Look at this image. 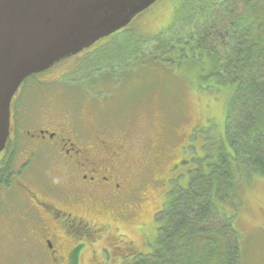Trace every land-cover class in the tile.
<instances>
[{
    "label": "rangeland",
    "instance_id": "374dc122",
    "mask_svg": "<svg viewBox=\"0 0 264 264\" xmlns=\"http://www.w3.org/2000/svg\"><path fill=\"white\" fill-rule=\"evenodd\" d=\"M187 1L189 0H159L147 11L136 17L128 26L127 31L120 36V40H128V38H132L131 36L136 40L132 41L134 55L128 56V60L124 63L114 65L113 68H100L99 63L95 65L94 72V68L86 64V57L96 58L98 52L93 51L100 50L104 44L102 41L100 45L85 50L78 57L69 59L51 70L43 72L36 79L43 86L39 85V89L37 84L29 82L26 84L28 86L25 89L24 96L26 97H18L22 103L23 100L24 103H29L32 102V97L37 94L36 89L44 90L45 93L49 92V95L37 94L39 95L37 96L39 107L37 108L36 103L32 102L34 105L31 107L33 108L32 112L36 110L39 112L38 115H43L44 112L50 115L51 120L59 119L58 116L62 115L63 112L57 111L58 108L56 110L50 108L48 106V99H50L49 105L50 103L53 105L55 102L56 107L59 105L62 109L64 108L66 113L79 114L81 113L79 110L88 112V115L84 113V120L87 121L89 115L95 113L100 116L102 121H106L104 123L106 129L115 132L113 134H116L117 137L113 138H118V142H121L124 141L126 126L119 122L121 120L119 111L127 108L121 105L120 97L123 96L118 94H127L124 89L121 91L126 74L132 71L139 76L137 81L138 92L135 95L125 94L127 100L130 98L129 101L133 105H128V108H133L132 110L128 109L127 112L134 127L130 128V133H126L131 134V138L135 137V140L146 146L147 153L153 152V149L157 150V147L150 144L157 137L158 140L162 141L159 146L164 155L155 165V178L159 179L155 188L150 185L149 189L143 192V208L137 220H133L130 224L121 225L122 232L120 233L128 236L125 240L134 241L135 244L129 243L130 245L123 251L119 250V253L137 255L140 252L142 254L150 252L146 248L145 243L147 244V242L144 234L148 236V241L151 243L150 248L157 235V227L155 230L153 220L154 215L162 208L167 197L165 194L173 186V183L169 182L170 180H174V177L180 174L182 176L188 174V170L207 171L211 168L213 161L216 162L215 157L217 155L232 152L228 144L226 145L230 140V137L227 136L226 123L229 104L235 91L233 86L219 82L218 76L215 75L214 64L208 59L196 60L194 58L191 60L184 58L185 60H182L178 65L179 67H177V62L167 64L169 70L159 65L158 61L155 60L163 55L161 52L163 44L155 38L158 34L168 31L174 21L181 17L184 12L182 7ZM196 1L201 4V8L209 7L210 2H215V0ZM255 5L256 11L264 12V0H257ZM179 6H181L180 9ZM196 6L193 7L192 12L197 11ZM189 7L192 8V6ZM239 9L242 12L243 6ZM261 16V25L259 22L258 31L263 32L264 13ZM256 21H252V27L256 25ZM178 25L179 23L174 26V29L182 32L176 35L179 47H184L188 52L194 51L192 46L188 44L190 38L183 35L186 33L184 32L186 22H182L179 27ZM153 38L154 40H151ZM139 40H145L144 42L151 40V42L148 45L143 43L142 48L137 43ZM110 47H115V45L111 44ZM103 48L105 47L101 49ZM169 49L170 51L174 50L173 48ZM170 51H166L164 56L170 55ZM79 66L82 69H78ZM119 88L120 90L117 92ZM141 95L153 97L151 100H146L147 97ZM42 106L44 107L40 111ZM263 108L264 105L261 108L262 117H264ZM106 115H109L108 117L111 119L107 121ZM161 117L164 119L160 120ZM68 118L72 120V117ZM73 121L75 122V120ZM233 127L239 134H245V131L243 133L240 131V128L245 130V126L235 124ZM239 137L242 141L243 136L239 135ZM177 162L178 166L174 167ZM172 169L173 172H171ZM182 176L179 177L181 181L179 179L174 180L178 181L177 185L181 188L187 184V179ZM245 180L244 184L238 180V183L235 182L230 190L232 193H236L231 195L226 202V207L221 210L224 212L223 214L231 217L233 226L236 227L242 248V263L264 264V178L253 177L249 173L245 176ZM178 187L179 191L180 188ZM118 234L119 231L116 229L111 230L109 239L114 244L118 243V239H116ZM19 241L16 240L15 234L0 231V254L7 257L14 256L15 261L18 259L20 263L25 262L24 259L18 258L17 249L21 246L22 251L26 250L31 253L36 247L30 249ZM116 252L111 250L114 255L112 259L110 254H104L99 260L96 256L86 253L81 258V264H94V260L101 262V264H120L121 260L115 258L119 257L115 255Z\"/></svg>",
    "mask_w": 264,
    "mask_h": 264
},
{
    "label": "flooded vegetation",
    "instance_id": "af4514ba",
    "mask_svg": "<svg viewBox=\"0 0 264 264\" xmlns=\"http://www.w3.org/2000/svg\"><path fill=\"white\" fill-rule=\"evenodd\" d=\"M23 95L12 100L10 137L0 154V231L36 248L17 249L22 263L0 254V264H73L76 252L98 260L134 245L118 234V243L102 251L100 240L137 220L143 192L158 181L155 161L162 155L147 153L126 132L118 142L96 114L87 121L84 110L71 115L50 99L48 106L63 112L59 119L29 113L28 102L18 99Z\"/></svg>",
    "mask_w": 264,
    "mask_h": 264
},
{
    "label": "trees",
    "instance_id": "16d2710c",
    "mask_svg": "<svg viewBox=\"0 0 264 264\" xmlns=\"http://www.w3.org/2000/svg\"><path fill=\"white\" fill-rule=\"evenodd\" d=\"M256 1L215 0V2H210L209 7L201 8V4L196 0H189L182 7L184 12L181 17L174 21L170 29L166 31L167 33H160L155 38L163 44L161 51L163 55L155 60L167 70L170 69L166 66L167 64L177 62V67H179L178 65L186 58L208 59L214 64L215 75L218 76L219 82L233 86L235 91L229 104L226 123L229 133L227 136L230 137L228 146L232 152L217 155L216 162L213 161L211 168L207 171L196 172L186 189L183 187H180L179 191L177 187L171 189L172 191L168 193L161 208V213L155 218L157 235L150 248L151 243L148 241V236L144 234L147 242L145 243L146 248L150 252L143 254L140 252L137 254L140 256L127 255L126 259L115 257L121 260L120 264H242V248L236 227L233 226L231 217L223 214L221 209L226 207L227 200L236 193H232L230 189L237 180L244 184L245 176L249 173L253 177H264V117L261 114V108L264 105V29L263 32L258 31L261 25V15L264 12L256 11ZM195 6L197 11L192 12ZM242 6L241 12L239 8ZM252 21H256L254 27H252ZM180 22H186L184 27L186 33L183 35L190 38L188 44L195 52H188L184 47H179L176 35L182 32L174 29V26L178 23L180 25ZM117 34L113 36L117 37ZM131 37L128 40H120L121 37L118 40L112 38L104 42L101 48H105L98 51L96 58L87 56L86 64L93 67L95 72V65L99 63L100 68H113L114 65L124 63L128 60V56L134 55L132 41L135 39ZM151 40L146 42L139 40L137 43L142 47L143 43L148 45ZM111 44L115 47H110ZM169 48L174 50L170 51ZM166 51H170V55L164 56ZM80 68L81 66L78 69ZM136 75L132 71L125 75L126 79L121 91L124 89L127 94H118L124 97H120L121 105L127 108L119 111L121 118L119 122L126 126L124 131L128 133H130V128L134 127L127 111L132 110L133 107L128 108L131 103L126 95H135L138 92L139 76ZM39 76L34 75L25 80L23 90L28 87L26 84L29 82L37 84V88L40 89L43 85L36 81ZM119 90L120 88L117 92ZM36 92L43 95L46 91L36 89ZM37 94L32 97V102L39 107L37 98L39 95ZM141 96L147 97V95ZM152 97H147L146 100H151ZM32 102H29V107L27 103L26 110L29 113L33 109L31 107H34ZM106 116L107 121L111 119L109 115ZM98 119L101 120L100 116ZM162 119L164 117L160 118ZM235 124L245 126V130L240 128V131L241 133L245 131L246 135L236 132L233 129ZM162 134L165 136L164 133ZM238 134L243 136L242 141ZM161 142L157 137L154 142H150L153 147H157V150L153 149V154L162 155L160 159L164 155L159 146ZM140 146L143 150L146 149V146L142 144ZM157 162L156 160L155 164ZM175 166H178V162ZM180 176L174 177V180ZM112 243L109 238L100 240L102 251L110 248ZM118 253L119 251L115 255L120 254ZM101 255L104 256V254ZM111 255L112 259L114 255ZM81 258L82 256L79 258L76 252L73 264H81ZM96 262L94 260V263ZM98 263L101 264V262Z\"/></svg>",
    "mask_w": 264,
    "mask_h": 264
},
{
    "label": "water",
    "instance_id": "95a60500",
    "mask_svg": "<svg viewBox=\"0 0 264 264\" xmlns=\"http://www.w3.org/2000/svg\"><path fill=\"white\" fill-rule=\"evenodd\" d=\"M159 0H0V154L11 102L32 75L126 28Z\"/></svg>",
    "mask_w": 264,
    "mask_h": 264
}]
</instances>
